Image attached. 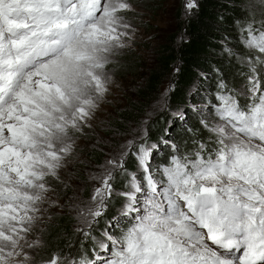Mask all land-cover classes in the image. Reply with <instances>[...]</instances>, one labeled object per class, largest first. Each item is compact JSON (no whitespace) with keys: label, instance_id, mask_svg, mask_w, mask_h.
Here are the masks:
<instances>
[{"label":"snow or ice","instance_id":"snow-or-ice-1","mask_svg":"<svg viewBox=\"0 0 264 264\" xmlns=\"http://www.w3.org/2000/svg\"><path fill=\"white\" fill-rule=\"evenodd\" d=\"M134 11L133 0H0V264H264V10L240 24V90L219 77L193 106L208 139L192 128L191 148L162 138L170 152L154 166L158 145L134 129L90 176V199L71 205L80 253L40 255L38 225L60 206L51 181L62 182L111 89L107 69L133 38ZM116 197L119 216L95 235Z\"/></svg>","mask_w":264,"mask_h":264},{"label":"trees","instance_id":"trees-1","mask_svg":"<svg viewBox=\"0 0 264 264\" xmlns=\"http://www.w3.org/2000/svg\"><path fill=\"white\" fill-rule=\"evenodd\" d=\"M197 3L198 8L192 10L191 14H187L179 24L181 39L174 38L159 46L155 63L141 76L142 83L125 105L118 108L115 116L110 119L109 125L113 131L109 132V135L123 134L121 130L132 123H138V127H143V120L146 118L147 121L149 117L147 113L149 105L168 77L173 82L174 89L170 100L174 107L179 103H182V106L187 105L188 100L193 104L206 102L205 93L211 96L215 92L219 77H223L230 87L236 89L244 82L242 77L244 66L237 60L240 54L247 53L240 43V24L251 12L255 11L259 15L264 9L253 7L254 0H197ZM225 48L231 49L235 55H230ZM123 60L124 63L121 66L125 70L140 67L134 56H125ZM175 111L178 112V110ZM172 115L158 117L157 121L154 124L152 122L150 126L146 124V127L148 126L147 141L158 145L154 166L166 163L170 152L168 147L160 143L162 134L170 132L173 141L179 143L182 149L185 142L191 148V134L187 131L188 128L198 130L197 138L208 139L209 134L199 124L200 117L193 114V111H187L184 114L185 126L183 122L174 120V127L170 130L169 126H166L167 130L165 129L163 133L165 119L171 122ZM97 151L90 150V156H97L98 159L104 156V152ZM128 168L130 171L136 170L132 158H129ZM119 184H121L120 190H123L124 181L117 176L116 186ZM122 203V198H114L106 214L101 217L99 221L101 228L99 227L98 230H104L114 216H119ZM125 223L126 221L121 220L120 226L113 228L112 231L119 232L120 227H123ZM42 230L44 247L40 249L41 256L49 255L53 251H62L66 254L72 251L73 254L80 253V242L78 247L72 250L78 234L75 230L73 231L71 216L67 214L53 216L44 224ZM85 248L90 249L91 245Z\"/></svg>","mask_w":264,"mask_h":264},{"label":"rangeland","instance_id":"rangeland-1","mask_svg":"<svg viewBox=\"0 0 264 264\" xmlns=\"http://www.w3.org/2000/svg\"><path fill=\"white\" fill-rule=\"evenodd\" d=\"M184 3L185 0H133L135 11L127 15V20L134 29L133 38L126 48L120 50L113 57L112 63L108 66L107 70L112 76L111 89L100 102V107L96 111L94 119L91 121L92 127L85 129V135L77 139L75 155L69 160L67 167L60 172L62 182L51 181L54 191L50 193V197L56 200L60 206L49 208L44 220L38 225L37 234L41 238L42 232L40 230L43 229L44 224L58 214L71 216L73 231L76 229L78 221L71 205L76 201H88L90 199L93 188L98 186V182L91 180L90 176L98 171L99 166L104 164L107 158L118 151L119 145L125 139L132 138L134 129H140L138 123H132L130 126H126V128L121 130L123 134L112 133L109 135V132L113 131L109 122L115 116L117 109L125 105L136 88L142 83L143 78L141 76L145 74L147 68L155 63V55L159 46L174 38L177 40L181 39L182 34L179 29V24L186 17ZM255 8L260 9L258 6ZM245 51L247 52L246 49ZM128 55L136 57L138 60L137 63L140 66L138 69L125 70L122 68L121 65L124 63L123 58ZM244 55L246 54H240L237 60L240 62L239 58ZM199 74H201V71H199ZM243 83L238 86L237 90H240ZM166 89H168V92L165 96ZM173 89V82L168 77L161 87L160 92L153 97L147 110L149 117L146 124L148 126L152 122L154 124L158 117L164 118L168 114H173L171 122L169 120L167 122L165 119L163 133L167 130L166 126H169L168 129L170 130L174 127V120L183 122V126H185V121L180 118V115H184L187 111H193L194 105L199 107L207 103L206 101L204 103L193 104L188 100L187 105L182 106V103H179L175 104L174 107L170 100ZM208 97L209 94L206 92L204 99L206 100ZM175 110H178V112ZM193 114L198 116L194 111ZM145 119L143 121H146ZM146 124L143 127H146ZM148 126L146 127L147 129ZM160 137V143L162 138L174 142L170 132L165 133V135L162 134ZM161 145L164 146L162 143ZM92 149L104 152V156L100 159L96 158L97 156L91 157L89 152ZM157 152L158 150L156 149L155 158L152 161L153 164L156 162ZM120 185L116 186L117 191L121 189ZM99 227L100 224L96 225L94 231V234H97V236L103 231L102 229L98 230ZM78 242H80V237L77 235V239L72 245V250L78 247ZM90 245V241L85 243V246ZM69 253L73 254V251Z\"/></svg>","mask_w":264,"mask_h":264}]
</instances>
